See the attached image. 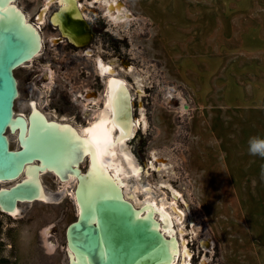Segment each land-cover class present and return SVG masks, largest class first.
<instances>
[{
  "label": "rangeland",
  "instance_id": "1",
  "mask_svg": "<svg viewBox=\"0 0 264 264\" xmlns=\"http://www.w3.org/2000/svg\"><path fill=\"white\" fill-rule=\"evenodd\" d=\"M77 2L96 32L89 56L56 39L49 23L56 1L14 0L42 40L33 61L13 72L15 114L27 116L34 102L47 119L81 130L104 105L107 79L95 68L103 60L126 83L133 119L144 115L145 127L140 120L126 143L140 175L126 181L172 210L175 263L264 264V157L248 151L251 137L264 138V79L242 44L225 41L231 30H264V0ZM112 2L119 9L107 12ZM246 70L253 74L249 100ZM234 72L242 76L230 78ZM6 135L10 148L19 149L15 136ZM79 163L85 173L86 159ZM39 177L47 200L20 204L16 216L0 211V256L7 264H70L66 230L77 211L67 195L75 183ZM135 194L144 201L145 192Z\"/></svg>",
  "mask_w": 264,
  "mask_h": 264
},
{
  "label": "bare ground",
  "instance_id": "2",
  "mask_svg": "<svg viewBox=\"0 0 264 264\" xmlns=\"http://www.w3.org/2000/svg\"><path fill=\"white\" fill-rule=\"evenodd\" d=\"M53 1H58L60 7L59 11L51 18L52 24L58 29L62 37H66L67 42L74 44L78 48H83L89 41L91 34L86 26L77 0H45L47 6ZM106 6L108 7L107 12L119 9V5L115 2ZM0 9H2L0 11V20L6 19L10 26H15L18 35H20L23 41L21 61L27 60V62L20 66L32 62L42 48V40L37 27L29 23L23 12L14 4V0H0ZM44 16L45 10L38 17L41 23L44 21ZM4 39V37H0V50L4 45ZM96 67L99 74L107 79L104 105L93 121L81 130H78L70 124L47 119L37 109L34 102L29 105L27 116L15 114L12 108L13 116L9 120L5 135L6 133L13 134L17 140L18 150L22 149V154L25 155L31 154L30 156L32 158H29L27 161L37 159V162H33L26 167L18 166L19 171L23 170L22 182L33 186L37 191L35 197L40 200H47L40 181V174L52 172L60 179L66 178L70 183L74 182L77 187V189L75 187L76 193L74 195L77 217L80 219L83 216L84 208L86 207L89 212L87 220L89 224L97 221L95 214V205L97 202L101 200L128 202L133 211V219L149 222V229L158 232L160 236L158 246L153 251L141 256L133 264H176V258L180 250L173 235L172 210L169 211L165 208L164 200L157 201L145 189L141 190L140 185L127 184L126 181L128 177L135 178L140 175L141 169L127 149L126 143L133 138L136 127L140 124V120L145 127L144 115L142 113L141 119L135 121L131 111L132 99L126 83L121 79L115 78L114 75L112 76V68L104 64L101 60L96 61ZM105 69L109 71H105ZM15 82L17 87L16 78ZM117 83L122 85V88L119 90L117 89ZM114 94L115 98L113 99ZM16 95L18 96V89ZM125 110L129 111L127 116L125 115ZM59 129H66L74 136H78L80 138L78 143L81 145L83 141H88L96 151V158L99 160L100 165L99 168L92 164L91 149L88 155L81 154L80 158L75 162H72L70 154H65L61 162V166L65 169L63 173L59 171L57 166L49 165V157L59 148L53 135ZM94 131L97 132L95 136ZM122 131H127L129 136L117 142L116 137L121 136ZM100 140L103 142H98ZM108 141L111 143H108ZM105 152H107V155L104 154ZM84 159L87 161V169L85 173L81 174L79 171V162ZM71 168L74 169L75 174L70 171ZM78 174L80 175L79 182L76 179V175ZM136 192L146 193L143 202L137 200L135 196ZM130 196L131 198H129ZM30 202L32 201H24V203ZM17 207L8 210L7 213L16 216L19 213ZM72 241L71 232H68L67 249L69 263L92 264L86 254L76 250ZM182 252L185 258L187 254L186 249L184 248ZM99 254L100 256L103 255L100 252ZM81 255L87 258L82 259ZM182 264H187V261L184 260Z\"/></svg>",
  "mask_w": 264,
  "mask_h": 264
},
{
  "label": "water",
  "instance_id": "3",
  "mask_svg": "<svg viewBox=\"0 0 264 264\" xmlns=\"http://www.w3.org/2000/svg\"><path fill=\"white\" fill-rule=\"evenodd\" d=\"M0 37L5 38L0 50V211L8 214V210L24 201L38 202L35 197L36 189L22 182L23 170H18L19 165L26 167L37 162V159L27 161L32 158L31 154H22V149L18 148L12 150L8 136L5 135L9 120L13 116V102L17 98L13 72L27 60L21 61L23 41L16 27L10 26L6 19L0 20ZM125 112L127 116L128 111ZM70 171L75 174L73 168ZM48 173L57 181L68 182L52 172ZM76 179L79 182V174ZM12 182V185L6 186ZM75 187L74 184L67 196L71 197L76 212ZM95 214L97 221L89 224V212L85 207L83 216L79 219L76 215V220L66 230V233L71 232L76 250L86 254L92 264H133L159 244V233L149 229V222L134 220L131 205L126 201L101 200L95 205ZM76 245H79V248ZM99 252L103 255L100 256ZM66 254L68 256L67 250Z\"/></svg>",
  "mask_w": 264,
  "mask_h": 264
},
{
  "label": "snow or ice",
  "instance_id": "4",
  "mask_svg": "<svg viewBox=\"0 0 264 264\" xmlns=\"http://www.w3.org/2000/svg\"><path fill=\"white\" fill-rule=\"evenodd\" d=\"M2 11V9H0ZM105 71H109L108 69H105ZM122 85L120 83H117V89H121ZM115 98V94L113 95V99ZM52 127V126H48ZM122 127V126H121ZM99 128V126H97ZM56 140V143L59 145V148L57 151H55L48 160L49 165L51 166H57L59 168V171L63 173L65 171L64 167L61 166V162L65 156V154H70L72 157V162H75L80 158L81 154L88 155L89 150L91 149L90 155H91V161L92 164L95 165L97 168H99V160L96 158V151L92 148V145L88 141H83V144L81 145L78 143L80 141V138L78 136H74L66 129H59L57 133L53 134ZM97 135V132L94 131V136ZM129 133L127 131H122L121 136L116 137V141L119 142L121 139L128 138ZM98 142H103L102 140ZM108 143H111L108 141ZM107 155V152L104 153ZM77 248H79V245H76ZM111 249L109 248V252ZM82 259H86L87 257H83L81 255Z\"/></svg>",
  "mask_w": 264,
  "mask_h": 264
},
{
  "label": "crops",
  "instance_id": "5",
  "mask_svg": "<svg viewBox=\"0 0 264 264\" xmlns=\"http://www.w3.org/2000/svg\"><path fill=\"white\" fill-rule=\"evenodd\" d=\"M231 33L232 34L229 36L230 38L225 40V41H228V47H231V45L233 43L236 44V46H237V44L238 45L242 44L241 45L242 50H244L246 57L249 56V58L251 59L250 64L257 63L260 66V68H259L260 71L258 72V76H259L260 82H262L264 79V30H261V31H259V30L254 31L253 30L252 34H248L247 31L244 34H242L241 32L238 33V31H236V30H231ZM237 39H238V42H237ZM222 40H224V38ZM249 43L252 44V47L248 48ZM237 57L238 56L234 55L235 60H233V62L237 61ZM249 58L244 59V61L248 62ZM237 74H238L237 72L230 73V78L241 77L242 74L246 75L247 79L245 81V89H246L245 90V93H246L245 96H246V99L249 100V98H252L251 97L252 94L248 92V90L252 89L249 86V84H250L249 79H251L249 77V74H252V72H249L248 70H246V72L242 73L240 76H238ZM252 76H253V74H252ZM233 83H235V81H233ZM260 101L264 102V93L261 95ZM261 106L263 108L259 106V111L263 112L264 111V105L261 104Z\"/></svg>",
  "mask_w": 264,
  "mask_h": 264
},
{
  "label": "flooded vegetation",
  "instance_id": "6",
  "mask_svg": "<svg viewBox=\"0 0 264 264\" xmlns=\"http://www.w3.org/2000/svg\"><path fill=\"white\" fill-rule=\"evenodd\" d=\"M54 4H56L57 5V10H56V12L55 13H57L58 11H59V7L60 6H58V3L56 2V3H54ZM54 13V14H55ZM51 17H52V15L50 16V18H49V23H50V25H52V23H51ZM84 21L86 22V26H87V28H88V30H89V32H90V34H91V37H90V39H89V41L87 42V44L83 47V49H85L84 50V52H85V55L84 56H89V55H91V52H92V49H91V46H92V43H93V45H94V41H95V31H94V29H93V26L88 22V21H86L85 19H84ZM54 30L55 31H57L58 32V29L57 28H55L54 27ZM58 41H64V42H66V37H62L60 34H59V32H58V38H56ZM57 41V42H58ZM56 42V43H57ZM56 43H54V44H56ZM66 44H68L70 47H72V48H74V49H82V48H78L77 46H75L74 44H71V43H69V42H66ZM42 49V48H41ZM88 53H90V54H88ZM99 60H101V59H99ZM102 62H103V60H101ZM104 63V62H103ZM105 64V63H104ZM95 68H96V70H97V67H96V62H95ZM97 72H98V74H99V71L97 70ZM89 96H91V95H89ZM132 99V98H131ZM131 111L133 112V103H132V100H131ZM129 112V111H128ZM132 116H133V114H132ZM204 246H206V244H204ZM208 246V245H207ZM188 254V253H187ZM180 257H181V253H180ZM186 258V257H185Z\"/></svg>",
  "mask_w": 264,
  "mask_h": 264
},
{
  "label": "clouds",
  "instance_id": "7",
  "mask_svg": "<svg viewBox=\"0 0 264 264\" xmlns=\"http://www.w3.org/2000/svg\"><path fill=\"white\" fill-rule=\"evenodd\" d=\"M248 151L251 155L264 157V138L251 137L248 142Z\"/></svg>",
  "mask_w": 264,
  "mask_h": 264
},
{
  "label": "trees",
  "instance_id": "8",
  "mask_svg": "<svg viewBox=\"0 0 264 264\" xmlns=\"http://www.w3.org/2000/svg\"><path fill=\"white\" fill-rule=\"evenodd\" d=\"M2 245H3L2 242H0V247H1ZM7 263H8L7 260L4 259L2 256H0V264H7Z\"/></svg>",
  "mask_w": 264,
  "mask_h": 264
}]
</instances>
